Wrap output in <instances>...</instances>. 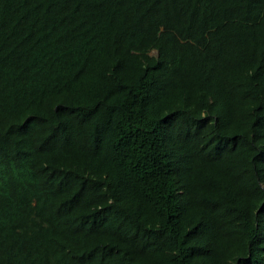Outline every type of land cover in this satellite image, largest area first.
Listing matches in <instances>:
<instances>
[{"label": "trees", "instance_id": "16d2710c", "mask_svg": "<svg viewBox=\"0 0 264 264\" xmlns=\"http://www.w3.org/2000/svg\"><path fill=\"white\" fill-rule=\"evenodd\" d=\"M0 264H264V0H0Z\"/></svg>", "mask_w": 264, "mask_h": 264}]
</instances>
